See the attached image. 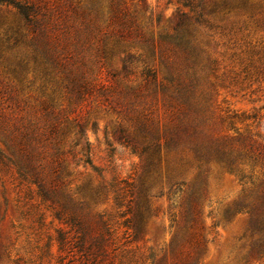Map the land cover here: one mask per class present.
I'll list each match as a JSON object with an SVG mask.
<instances>
[{"label":"rangeland","instance_id":"rangeland-1","mask_svg":"<svg viewBox=\"0 0 264 264\" xmlns=\"http://www.w3.org/2000/svg\"><path fill=\"white\" fill-rule=\"evenodd\" d=\"M19 1L34 26L0 1V264H264L250 163L194 153L264 145V0Z\"/></svg>","mask_w":264,"mask_h":264},{"label":"trees","instance_id":"trees-1","mask_svg":"<svg viewBox=\"0 0 264 264\" xmlns=\"http://www.w3.org/2000/svg\"><path fill=\"white\" fill-rule=\"evenodd\" d=\"M11 4L16 8L19 15L24 19L25 23L35 25V15L37 13L33 5L23 3L19 0H0ZM149 74V73H147ZM240 137H237V140ZM128 144H130L128 141ZM134 147V145H132ZM219 147L211 150L203 151L195 148L194 153L197 161L203 159H215L223 163L228 169H236L238 164L250 163V170L247 174L241 172L240 180L248 184L250 187V195L247 202H240L238 209L248 214L251 225L259 232H264V145H254L248 143L243 150H237L230 146L227 151ZM233 150V151H232ZM233 152V153H232ZM255 166H258L255 169Z\"/></svg>","mask_w":264,"mask_h":264}]
</instances>
